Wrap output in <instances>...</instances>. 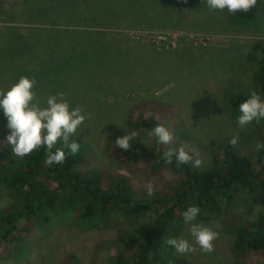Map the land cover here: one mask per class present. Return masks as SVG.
Listing matches in <instances>:
<instances>
[{"label": "rangeland", "instance_id": "1", "mask_svg": "<svg viewBox=\"0 0 264 264\" xmlns=\"http://www.w3.org/2000/svg\"><path fill=\"white\" fill-rule=\"evenodd\" d=\"M76 1L79 7L71 13L65 12L69 0H0V59L6 57L0 60V90L6 92L18 83L13 72L21 69L16 65L20 57L29 65L33 62L29 52L33 51L37 61L60 42L54 60L50 57L41 72L30 74L37 80L34 91L41 107L46 106L48 96L64 92L72 108L80 106L92 114L78 129L79 135L69 140L90 147L82 170L126 177L140 197L168 193L179 183L173 171L154 172L115 149V140L129 132L125 122L131 108L144 102L164 107L162 124L173 134L171 143L184 144L186 150L195 148L203 160L201 170L220 166L225 142L233 137L239 142L247 133L228 120L224 94L252 84L247 55L256 42L264 43V21L259 28L237 30L227 9H211L206 0ZM84 10L90 14L82 16ZM54 29L59 30L60 38L52 43L47 34ZM7 124L0 108V143L15 158L7 142L11 133ZM137 133L152 144L149 134ZM148 185L154 188V195H148ZM10 203L4 195L0 209ZM258 213L243 217L253 221ZM155 216L153 211H144L135 221L146 225ZM201 224L219 232L214 250L203 252L188 226L180 238L189 240L195 251L176 255L193 264H233L234 236L229 229L221 220ZM130 228L123 218L114 229L102 231H81L60 221L48 235L32 232L23 244L29 248L25 259H16L10 251L0 264H62L68 254L76 255L83 264H92L96 257L99 264H105L107 252L118 245L119 233ZM246 264H264V253L250 255Z\"/></svg>", "mask_w": 264, "mask_h": 264}, {"label": "trees", "instance_id": "2", "mask_svg": "<svg viewBox=\"0 0 264 264\" xmlns=\"http://www.w3.org/2000/svg\"><path fill=\"white\" fill-rule=\"evenodd\" d=\"M51 1L61 3L67 0ZM77 5L76 0H69L65 12L72 13L79 7ZM81 14L86 16L90 12L84 10ZM229 20L240 31L259 28L264 21V0H258L247 13H229ZM59 33V30H52L47 34V40L54 43L59 40ZM55 43L56 47L48 49L51 55L45 52L37 61L33 59V51L28 50L33 62L23 64V56L20 57L16 65L21 69L13 72L16 74L13 78H31L32 71L39 72L50 57L54 60L55 48L62 47L60 42ZM92 45L97 47L94 43ZM8 48L14 49V46ZM8 48L7 51L12 52ZM65 49L63 51L68 53L69 50ZM2 57L0 60L6 59ZM59 57L61 64L63 59ZM11 60L7 59V62ZM247 63L253 72L252 84L239 91H227L223 98L227 118L238 128H241L238 125L239 105L254 91L264 99L263 42L253 45ZM163 108L154 102L133 106L125 122L129 132L149 134L155 126L163 123ZM241 129L247 132L244 139L235 147L230 144V139L227 140L222 146L224 162L208 170L196 168L192 163L178 166L175 156L171 164L166 163L164 151L178 149L179 145H160L152 136L151 145L138 135L130 142L128 151L115 147L118 154L128 155L134 164H145L154 172L167 168L179 176V183L170 187L168 193L152 197L138 196L126 177L97 169L82 170L91 151L82 141H77L80 149L75 156L70 154L62 139L58 141L53 152L62 148L67 158L63 164L52 166L45 163L46 148L14 158L9 157L0 143V199L6 195L11 202L0 209V262L10 251L14 252L16 259H25L29 248L23 244L32 232L38 230L48 235L60 221L81 231H102L114 229L118 220L123 218L132 228L119 233L118 245H112L111 251L107 252L105 264H193L178 257L175 248L166 241L181 237L183 230L190 226L184 221L183 212L190 206H197L200 213L193 223L221 220L234 236L233 264H246L250 255L264 253V149L257 150L256 147L264 142V119L254 120ZM242 209L244 212H239ZM256 210L259 211L256 219L245 221L243 216L246 213L252 215ZM144 211H153L156 216L151 223L140 225L135 216ZM62 264L83 263L76 255L68 254ZM92 264H99L98 257Z\"/></svg>", "mask_w": 264, "mask_h": 264}, {"label": "clouds", "instance_id": "3", "mask_svg": "<svg viewBox=\"0 0 264 264\" xmlns=\"http://www.w3.org/2000/svg\"><path fill=\"white\" fill-rule=\"evenodd\" d=\"M211 9L225 10L229 13H247L253 9L258 0H206ZM37 85L35 77L22 76L18 83L6 92L0 90V108L3 109L7 117V127L11 133L7 136V142L12 147V152L17 157H25L33 151L46 148V161L48 166L63 164L66 160V153L62 148H53L61 139L69 149L70 154L75 156L80 149V143L76 140L69 142L70 137L78 136V129L86 120L92 119L91 113H86L80 106L71 107L66 99V93L60 92L47 97L46 106L41 107L34 91ZM240 115L238 125L243 128L254 120L264 119V99L255 91L250 98L239 105ZM150 136L157 138L160 145H168L173 140V134L168 127L163 124L155 126L149 133ZM138 136L136 131L126 133V135L115 140V145L119 149L128 151L131 141ZM238 137L230 140L232 146H236ZM257 150L264 149V142L257 144ZM175 156L178 166L192 163L194 167H201L203 160L200 153L191 148L186 150L184 144L178 149L169 148L164 151L163 159L171 164ZM149 196L154 195V188L147 186ZM200 213L197 206H190L183 212V219L190 224V233L196 245H199L205 253L214 250V241L219 238V232L201 223H193ZM166 243L175 248L179 254H188L195 251L192 243L184 238H169Z\"/></svg>", "mask_w": 264, "mask_h": 264}]
</instances>
